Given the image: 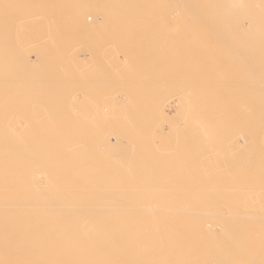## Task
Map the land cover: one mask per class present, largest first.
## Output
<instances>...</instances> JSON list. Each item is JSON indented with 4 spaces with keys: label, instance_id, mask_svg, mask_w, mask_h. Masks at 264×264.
Instances as JSON below:
<instances>
[{
    "label": "rangeland",
    "instance_id": "rangeland-1",
    "mask_svg": "<svg viewBox=\"0 0 264 264\" xmlns=\"http://www.w3.org/2000/svg\"><path fill=\"white\" fill-rule=\"evenodd\" d=\"M4 1L0 0V29H2V31H0V52L2 53V54H0V59H1L0 60V72L3 69H5V70H3V73L1 72V74L4 75V77L2 75L3 78L1 77V74H0V85L3 84L2 87L0 86L1 87L0 88V94L2 92V95H0V98H1V96H3L2 99H0V102L3 100L9 99V98H10L9 101H11V100L12 101L11 102H9L7 100L3 101V105H1V103H0V107H1V109H0V113H1L0 114V130H1L0 137L5 136L4 138L6 139V141H5L4 138H2V139L0 138L1 139L0 145L3 144L2 146H4V145H6L4 143H7V145L5 146L7 149V152H6V149L4 151H1V149L3 147L2 146H1L2 148L0 147V152H2V153H0V157H4V158H2L4 160L0 159V160H2L1 161L2 165L0 164L1 165L0 166V173L2 172L0 174V177H2V178H0V179L3 180V181L1 180L0 182L1 183L3 182L5 184L4 185L3 183L2 184L0 183L1 184L0 187L3 189V193H2V189H0V198H2V197L7 198V196H8L7 200L10 201L11 199H9V198L13 197V195H11V194H15V191L13 188L15 183H13V181H12V177L14 175V170H15L14 169L15 168L14 167L15 162H14V157L11 155L12 154L11 149H13L11 147L14 144V142H12V141H14L13 139L15 138V133H14L15 129L13 127L16 126L15 125L16 123H13V122H15V118L18 119V116H19L18 114H21L19 116L20 117L19 118L20 124L24 125L26 123V121L28 124L31 122V120L35 121V122H33V121L31 122L32 124L35 123L33 126L31 123L30 124L33 128V129L31 128L32 129L31 133L33 134L32 140H34L36 144L40 143V145H42V144L44 145V141L47 142V140H49L48 138H50V139L54 138L55 139V137H56L54 135H52V137H51V134L50 135L48 134L49 135L48 136L47 133H43L45 131L36 130V128H35L36 126L37 127L43 126L47 130H52V131L64 130L66 127V130H64L65 133H67L68 131L70 132L71 130L72 131L76 130L75 136L74 135H68V134H62V135H60V137L57 136L56 139H63V138L64 139H76V147L78 149L77 150V153H78L77 156H79V153H80L79 148L80 149H82V147L86 148V149H82V151L84 154H87L89 157H94V158H91V160H92L91 162L94 163L93 170L95 172H98L100 170H102V171L109 170V172H110V170L111 171L115 170L118 172H126L125 173L126 179L129 178L128 174L130 175V173L132 172L130 177L131 178L134 177V179L129 178V180H131V182H132V183H130V186H132V185L138 186V184H139L138 187L143 188V189L151 188V187H158V186H161L162 188L167 189V190H171L173 188H179V187L184 188V189H186V188L189 189L191 186L196 187L198 189L199 188L203 189L204 187H206V188L208 187L210 190V191L208 190V192H211L212 194H214V192L221 194V198L218 201H216L215 203L221 204L222 209H226V210L227 209L232 210L231 207H234V212L237 214V216H240L238 214L243 212L242 206H244L246 204L254 203V202L257 204L260 203L261 205L255 206V208H254V211L257 214L255 217H256V219H258V218L262 219L261 222L264 225V222H263L264 221L263 220L264 219V215H263L264 214V205H263L264 199H262L263 201H261V198H263V196H264V187H263L264 184L263 185L260 184V186H262V187H260V186L257 187L258 186V184H257V186H255L256 188H248V187H247L248 189L246 188V186L250 187L249 183H252V179L256 173L255 171L258 169V172H259V169L261 168V166L259 164L262 163V160H264V147L260 144L259 139H258V141H255V139H252V144H251V138L247 137L248 135L247 136H245V134L243 135V133H246V132H249L248 134H250V132H253L254 128H252V127H254V125H253L254 122L258 121L257 119L260 118L259 114H261V112H264V110H262V109H261L262 111L260 109H255V104H254V100H253L254 95H253L252 87L249 86L247 83L248 79L250 80V78H251L250 75L252 73H254L253 71L255 70L254 69L255 66L258 64H256L254 62V64H255L254 65L253 61H251L252 59H248L249 57L244 58V56L246 57L247 55H244L243 51H245L244 49L246 46H248V44H252V40L248 39V38L246 39L247 31H244L242 29H238V28H244L245 21H246V19H248V18L244 19V17H243L244 15H242V16L240 15V14H242L243 11H247V13L249 15H246V16H250V17H251V14L254 13V10L255 11H261V12L264 11V6L259 7V8L254 6V4H256V2L258 0H247V1L242 0L243 6H245V7L242 6L241 8H237V9H235L233 6H231V4H233L232 3L233 0H192V2L194 4L191 3V0H186L188 3L190 2L192 4V6L195 7V9H197V11H198V9H200L198 11L199 12L198 14H200L197 16L198 18L196 17L197 11H194L195 9H193L191 7V4H189V6H187V7H189L187 10V8L186 9L180 8V6L182 4L178 3V0H172V1L169 0V1H171L170 5H169V2H167V0L163 4H162V2H164V0L162 2H161V0H159L158 1L159 3H156L155 6H153L152 8H147V9L143 10L141 13H139L137 21H129V22L123 21V23L119 22V19H116V21H114V19L115 18H123L124 15H126L125 14L126 10L120 9L117 11L116 14H97V15H95L93 13L94 12L96 13L97 9L94 7V9H91V10L88 9L89 12L87 11V9L84 10V12H88V13L93 11L91 13L92 15L89 14L90 16H92V17H90V16L89 17L91 19L93 18L92 22L95 21L96 17H109V18H113V19L101 20V21L98 19L97 25L88 24V27H85L81 31H80V29L79 30L77 28L75 29V26H73L71 24V19H70L71 16L69 13V8H68V5H70L71 2H69L68 0H7L5 2ZM75 1H77L79 4H92V2L94 3V1H95L94 4H101V3H105V2H111L114 0H98V1L97 0H81V1L75 0ZM186 3L184 2L183 5H188ZM219 6H220V9H219ZM81 7H83V6H81ZM162 7H163V9H162ZM50 8H52L54 11L53 15H50V17L53 18V19L52 18H50V19L53 21H52L51 26L48 25V27H47V25L45 24L46 20H44L46 17H44V16L48 15V11L50 10ZM94 10H96V11H94ZM186 10H187V12H186ZM189 10H193V11L190 12ZM223 11H224V13H223ZM178 12H179V14L182 12L181 15H179ZM43 13H45V14H43ZM173 13H175V14H173ZM193 13H194V17L186 18L188 16V14H190L188 16V17H190L191 15H193ZM39 14H41V15H39ZM183 14H186V15H184L186 17H184ZM205 14H206V16H205ZM34 15L35 16L38 15V16L35 17ZM154 15H156V16H154ZM40 16L42 17L41 20L39 19ZM68 16H69V18H68ZM126 16L128 17L129 14H127ZM201 16H203L202 17L203 19H202V21L201 20L199 21V18ZM205 17H206V20H204ZM39 20L42 22V25H41V22H39ZM42 20L44 21V23ZM36 21H37V23H36ZM221 21L223 24L221 23ZM17 22H19L20 24ZM89 22H90V20H89ZM206 22H208V23H206ZM209 23L212 25H209ZM227 23H228V25H227ZM15 24H16V26H15ZM216 25L218 26V28ZM4 26H5V29H3ZM211 26H213V27H211ZM19 27H21V28H19ZM22 28H23V30L24 29L25 30L22 31ZM13 29L16 31V34L14 33ZM33 29L38 30L37 33H36V30H33ZM214 29L219 30V32H221V33H225V32L227 33V34L225 33L226 37L223 38L224 41L222 43L221 42L215 43V40H216L215 36L219 32H216ZM27 30L31 33V35H28L29 32H27ZM11 31H12V34L14 33L15 35H13L10 38V36L12 35ZM20 31L22 32V34L18 33ZM25 31L27 33H25ZM5 32H9L10 35L8 34L9 35L8 36ZM52 33H53V35H52ZM3 35H4V37H2ZM21 35H24L28 38L27 40L25 38V40L28 41V43L24 42V40H23L24 37H22ZM48 35H50V37ZM5 36L6 37L8 36V38L6 39ZM3 38H4V40H3ZM9 38H10V40H9ZM14 39H15V41H14ZM17 39H18V41H17ZM30 39H31V42H30ZM51 39H52V41H51ZM120 39H122V40H120ZM232 39H233V42H232ZM1 40L4 42H2ZM49 40H50V42H49ZM33 42H35V44ZM48 42L50 44H48ZM8 43H10V44H8ZM29 43H33L34 45H32V44L29 45ZM51 43H53L52 44L53 47H52ZM78 43H81V44H79L80 46L78 45L79 47L77 46ZM235 43L238 46L235 45ZM27 44H28V46H27ZM228 44H230V45H228ZM23 45H24V47L25 46L26 47L21 48V46H23ZM231 45L234 48H231ZM29 46H32V47H29ZM81 46L85 47V48L80 49V48H82ZM115 46L116 47L119 46V47H117V49H116ZM75 47H78V50L80 49L82 51L75 53V54H77V56H75V57H77L76 59H77V62L79 64L77 63V64L73 65L72 63H76V62H73L75 59L74 57H73V61L71 63L68 61L72 60V58H70L71 56H69V55H70L71 51H74V49L71 50V48H75ZM1 48H2V50H1ZM6 48H7V50H6ZM235 48H237V50L242 55L240 53L236 54L235 52H237V50L235 51ZM241 48H243V49H241ZM15 49L16 50L18 49L20 51H18V50L14 51ZM21 49H22V52H21ZM23 49H25V50H23ZM66 49L69 51L68 52L69 55L67 54ZM202 49H204V50H202ZM205 49H207V50H205ZM26 50H27V54L32 51L29 54V56L28 55L26 56V54H24V52ZM75 50H76V48H75ZM229 50H230V52H229ZM262 50H264V47L262 48ZM85 51H88V52H85ZM198 52H199V54H198ZM16 53H17V56H16ZM47 53L50 56H48ZM213 53H215V55ZM233 53H235L234 54L235 56L233 55ZM7 54H8L9 59L6 56ZM92 54H93V59H92ZM103 54H104V56H103ZM11 55H13V56L11 57ZM90 55H91V57H90ZM106 55H109L111 57L109 58V56H106ZM4 56H6V57L4 58ZM88 56L93 61H90L89 58L87 59L88 61H86V58ZM239 56H243V57L239 58ZM248 56L253 58L254 61H257L259 63V65L264 64V54L258 55L256 57L253 55H248ZM27 57L29 58L28 60H27ZM42 57L44 59H42ZM10 58L11 59L14 58V60L11 61ZM106 58L108 61L105 60ZM242 58L244 60L246 59L244 63L242 61L243 60ZM6 59H8V60H6ZM18 59H20V61ZM247 59L251 62L249 65L251 66V64H252L254 66L253 69H252V66L250 68V66L246 64ZM5 60H6V62H5ZM21 60H23L24 63H22ZM29 60H31V61L29 62ZM38 60H39V62H38ZM18 61L21 62L22 64H26V62L28 61L27 64H29V63L30 64H29V66H27V64L22 65V64L18 63ZM37 63L39 64L40 68H39ZM5 64H6V66H5ZM10 64H11V66H14V68L13 67L11 68ZM70 64H72V65H70ZM19 65H21V66H19ZM31 65L33 66V70H32V68L30 69ZM78 65L79 66L82 65V66L78 67ZM235 65H236V67H235ZM3 66H5V67H3ZM248 66L250 69L248 68ZM17 67H18V69L16 70L15 68H17ZM20 67H22L23 70H19V69H21ZM27 67H29V69H30V70L28 69V73L30 71L32 72L31 74H26L27 78L30 77V79L28 78V80L25 78V75H23V74H25V73H23L24 71H26V73H27ZM82 67H83L84 71H83ZM34 68L35 69L39 68L41 71L39 70V72H37L38 70L36 71V70H34ZM58 68H60V69H58ZM61 68H62V70H61ZM77 68L78 69L81 68L82 70L81 69H79V70H81L82 73L85 71L87 73L85 72V74L84 73L82 74L81 71L78 72ZM246 68L248 70H245ZM11 70H12V72L14 71V75L19 74V72L22 71V73H20L21 75L20 74L18 75L19 76L18 80H20V81L23 80L21 82L22 85L20 84V81L15 80V78H13V76H11L13 74L11 72ZM33 71H36V72H33ZM106 71H107V73L105 74ZM7 73H8V75L11 73L10 74V76L12 77L11 80L10 79L8 80V78L10 76H8ZM36 74H37V76H36ZM29 75H31V76H29ZM21 76L22 77L24 76L23 77L24 79L21 80V78H22ZM41 76L43 78H45V81L42 79ZM77 76H78V78H77ZM15 77L17 79V75H15ZM46 77H47V79H46ZM58 77H59V79H55V80L52 79V78H58ZM105 77H107L108 79H110L112 77V78H114V80L111 79L112 81L111 80L107 81V79ZM31 78L34 80H31ZM35 78H37V79H35ZM87 78H90V79H87ZM5 79H7V80H5ZM41 79H42V81H41ZM64 79L67 81L65 82ZM223 79H226V81ZM63 80H64V82H63ZM201 80H203L204 82L202 83ZM1 81L3 83H1ZM4 81H6V82H4ZM10 81H11V85H10ZM16 81H18V84L15 83ZM109 81H111V82H109ZM12 82H14V83L12 84ZM23 82H27V83H23ZM95 82H96V84H95ZM28 83L30 86L28 85ZM70 83H72V85ZM112 83H115L116 86H114V84H112ZM6 84H7V86H6ZM110 84H111V86H110ZM4 86H5V89H3ZM13 86H14V88H13ZM27 86H29L30 88H28ZM208 86H209V88H208ZM17 87L19 89H17ZM25 87H27V88H25ZM40 87H42V88H40ZM108 87H112L113 89H110ZM9 88H11V90ZM79 88L81 90H79ZM116 88H119V89H116ZM8 89L10 91V93H9L10 95L8 94L9 96H6L8 93V91H7ZM19 90L23 93H21V92L19 93ZM109 90H110V92H109ZM111 90L113 91V93ZM118 90H119V92H118L119 94L117 93ZM120 91H124V93H127V95L124 94L125 95L124 96L122 92L120 93ZM11 92L13 94H11ZM26 93H27V96H26ZM75 94L77 97L74 96ZM37 95H39V96H37ZM113 95L114 96L117 95L118 98L115 97V99H114ZM4 96H6V97H4ZM14 96H17V97H14ZM28 96H30V97H28ZM126 96H128V97H126ZM206 96L208 97V99ZM23 97H26V99L28 101L26 99H24ZM124 97H126L127 99L129 98V99L127 100ZM182 97H183V100H182ZM14 98L16 99V102H15ZM17 98L19 99L18 101H17ZM20 98H23V99H20ZM50 98H51V100H50ZM59 98H61L60 100L62 102L59 100ZM112 98H113V100H111ZM29 99H31V101ZM52 99H54V100H52ZM65 99H66V101H65ZM116 99L117 100L121 99V100L119 102V101H116ZM124 99H126V101ZM205 99H207V100H205ZM46 100L47 101L49 100V102H47ZM114 100H115V102H114ZM20 101H22V102H20ZM34 101L36 102V106H34L35 105L33 103ZM42 101H44V103ZM8 102L10 104L14 102L15 106H13V104H12L13 107H10ZM18 102L20 103V106H19ZM23 102L26 103V104L24 103L26 105L24 108L26 111L31 110L30 112H32V111L37 112L35 114L32 112V114H34L35 116H37V117L39 116L37 120L35 119V117H33V115L31 113L29 114L28 112L27 113L30 116L29 115H27V116L23 115L22 116V113H21L22 111H23V113L26 114V111L24 112V109H20L21 107L23 108V106H24ZM37 102L41 103V104H38ZM121 102H123L125 105L127 103L128 104L125 106ZM29 103H31L32 106L29 105L28 106L29 108H28L27 105ZM64 103L66 106L64 105ZM115 103L122 104V107L125 108L126 112H125L124 108L122 109V107L119 106L120 104L117 105ZM185 103H186V105H185ZM245 103H246L245 106H242V105L240 106V104L244 105ZM113 104H115L114 107H116V110L114 109L115 112L113 111V108H114ZM6 105H7V108L9 110L6 108ZM40 105H41V107L43 105V107L48 109V110L47 111L44 110L43 107L42 108L40 107ZM72 105H75L76 107H74ZM116 105L119 107H117ZM2 106H5V107L2 108ZM53 106L55 107L54 109H52ZM77 106H79L80 108ZM111 106H112V108H111ZM197 106L199 108L201 107L200 109H198L199 111L197 110V108H198ZM238 106H239L240 110H238V112H237L235 110L238 109ZM35 107L37 109L32 110ZM193 107H195L194 108L195 112L193 110H192L193 112L191 111V109H193ZM245 107H246V109H245ZM249 107L252 110L250 109L248 111ZM10 108L12 110H14L13 108H15L14 111L17 110L16 112L18 114L15 115V118L12 117V116H14V114L11 115L12 110ZM76 108H78V109H76ZM85 108H87V109H85ZM104 108L106 110H104ZM186 108L188 109L187 113L185 112L187 110ZM18 109H19V112H18ZM42 109L44 111L41 112ZM231 109L233 111H231ZM3 110H5V113H9L10 115L5 114ZM6 110H7V112H6ZM111 110H112V112H111ZM123 110H124L125 114H127L128 116L130 115V117H129L130 118V125L132 122H134V123H132L131 128L128 127V128H130V130L128 129V131H127L126 127L121 129V131L122 130L127 131V132H125L126 135H125V133H123L124 138L118 137V136H120L121 131H118L119 129L117 130V128L120 126V123H123V124L125 123V122H121L123 116L125 115L124 113H121ZM153 110H154V112H153ZM189 110H190L191 114H193L192 116H194L196 113H198L195 115V117L197 115H199L196 118L199 119V121L202 120L204 122V124L207 123L206 125H209V127L206 125L203 126V128L206 131L205 130L203 131V128L201 125H204V124L202 123V121L201 122L198 121L199 122L198 123L197 120L193 119V117L189 114ZM241 110H243V111H241ZM8 111H10V112H8ZM50 111H51V113H50ZM70 111L72 113H70ZM156 111H157V113H156ZM162 111H164V112L167 111V112L165 114ZM43 112L44 113L49 112V113H45L48 116H45V114H44V116H45L44 117ZM39 113H42V114L40 115ZM113 113L119 114V116H116L117 118L121 117V118H119L120 120H118V122L115 121L117 118H114ZM234 113H238V114H236V117H235ZM3 114H5L7 117L8 116L11 117V119L13 120V122H11V123H13L14 126L12 124H10L11 119L10 118H8V120L5 119L6 116ZM105 114H108V115H105ZM109 114L111 116L113 115L112 118ZM167 114H169L170 116L169 115L167 116ZM232 114H233V116H232ZM263 114H261L262 121H258V127H261V128L263 127V129H264V125H263L264 115ZM49 115H50V117H49ZM51 115L53 117H51ZM80 115H82V116H80ZM258 115H259V118H257ZM3 116H4V118H3ZM28 116L32 118L30 121H28L29 120ZM40 116H42V119H40L41 118ZM77 116H78V118H77ZM90 116H93L94 119L91 118ZM186 116H188V118L192 117V120L186 118ZM218 116H220L221 118L220 117L218 118ZM83 117H85V118L83 119ZM107 117L109 119H113V118L114 119L112 121L110 120V122H109V120L107 121V119H108ZM142 117H143V119H142ZM168 117H170V118H168ZM182 117L184 118V120H186L185 123L187 125L184 124V122L182 121L183 120ZM200 117L203 119H201ZM207 117H209V118H207ZM105 118H107V119H105ZM179 118H181V119H179ZM48 119L50 120L49 122H47ZM207 119H208V121H207ZM254 119H256V121ZM54 120H56V121H54ZM124 120H126V119H124ZM136 120H138L139 123ZM193 120H195L196 122ZM95 121H97V122H95ZM113 121H115L117 123L120 122V123L114 124ZM187 121H189V122H187ZM205 121H206V123H205ZM4 122H5V124H4ZM36 122H38L37 125H36ZM56 122L61 123V124L58 123V124H60L59 126L57 125V127H59V128L56 127V125H55ZM108 122L110 125H111V122L115 126L119 125L115 128V131H112L113 129H111V132H109V135L111 133H114L117 135V137L115 136L116 137L115 139L113 138V134H111L112 136L110 135V137H106V133L108 132V129L110 130V128H111V127H108V129L105 130L106 126L104 127V125H106L105 123H108ZM181 122H182V124H181ZM63 123H64L65 127H63L64 125H62ZM197 123L199 124L198 126H196ZM28 124H27V127H26V125H24L26 127V129H28V126H29ZM90 124H91V126H90ZM109 124H107V126ZM123 124L119 128L127 125L126 123L124 125ZM188 124L191 126L189 127ZM210 124L212 126H210ZM260 124H261V126H259ZM5 125H8L9 127L12 125L11 126L12 128L10 129V131H13V130L14 131L12 133L8 132L7 130H9V129H6L7 126H5ZM92 125H96V126L93 127ZM181 125H183V126H181ZM255 125H257V124H255ZM111 126H113V125H111ZM192 126L193 127L195 126V127L193 128ZM2 127H4L6 129V130H4L6 132H4L2 130ZM9 127H7V128H9ZM60 127H63V128H60ZM102 127L106 131V133L104 131V133H105V137L103 135L104 139L102 138V135L100 136V133H102V131H103V130L101 131V129H103ZM185 127H187L186 130H184ZM206 127L208 129L214 128V130H210V129L208 130ZM71 128H73V129H71ZM166 128H168V130ZM188 128L191 130H189ZM197 128L199 131H197ZM257 128H256V130H257ZM99 130H100V132L98 134ZM116 130H117V133H115ZM200 130H202V132ZM41 131H42V133H41ZM154 131H155V134L152 135V133H154ZM89 132L90 133L93 132L92 137L89 138L90 135L89 136L87 135L88 138H85L86 136L85 135L83 136V134H87ZM148 132H149V134H148ZM204 132L206 134H204ZM127 133H129L128 134L129 137L127 136ZM158 133H161V134H158ZM198 133L200 134V136ZM207 133H209V134L211 133V134L209 135ZM97 134L102 139L98 138ZM134 134H136V136H134ZM183 134H185V135H183ZM193 134H195V135H193ZM137 135H138V137H137ZM186 135H188V136H186ZM38 136H40V137H38ZM82 136H83V139H81ZM133 136L137 137V138H133ZM204 136H206L207 139ZM130 137H131V139H130ZM147 137H149V138H147ZM167 137H169V138H167ZM107 138H109V140ZM189 138H191V139H189ZM40 139H41V141H39ZM226 139H227V141H226ZM42 140H44V141H42ZM120 140H122V142ZM206 140H208V142ZM214 140L216 142H219V144L215 143ZM107 141H108V144H110L111 142H114L113 144L117 143L119 146H122L121 144L123 143L124 147L123 146L119 147L118 145H115L116 147L112 146L113 147L112 148V147H110L112 143L109 146V145H107ZM119 141H120V143H119ZM192 141L194 143L196 141V143L194 144ZM202 141H204V142H202ZM224 143H227L226 146ZM8 144H9V146H8ZM208 144L209 145L214 144L215 148L213 146H209ZM215 144L217 146H215ZM242 144H243V146H241ZM10 145H11V147H10ZM103 145L108 147V149H104ZM204 145H206V146L204 147ZM246 145H248V146H246ZM45 146L48 148L49 143H48V145L45 143ZM223 147H226V149ZM239 147H241V148H239ZM244 147H245V149H244ZM196 148H197V150L194 151V149H196ZM119 149H121L122 152ZM221 149H223V150L225 149V151L227 153L225 151L223 152ZM227 149H231V150L233 149V150L232 151L230 150V152H229V150H227ZM220 150H221V152H220ZM213 151L216 153V155ZM256 151H258V153H259L258 156H255ZM196 152H197V155H196ZM223 153L225 154V156L224 155L222 156ZM3 154H4V156H3ZM118 154H120L121 158H119ZM232 154H234V155H232ZM250 154H251V156H250ZM5 155L7 157H11V158H9V160L7 161V159H6L7 157ZM114 155H116V157H118V159H116V157ZM226 155H228V156H226ZM12 157H13V159H12ZM149 157H150V159H149ZM194 157H195V159H194ZM200 157L204 160V163H203L204 165L202 164V162H200L201 161ZM228 157H230V158H228ZM69 158H70V160H68V161H70V163L75 162V159H73L74 161L72 160V158H75L74 154H73V157H71V153H70ZM198 158H199V160H198ZM226 158H227V160H226ZM51 159H53V157L41 158V160L46 161V163L50 162ZM207 159L212 162L213 166H211L212 164H210V165L207 164V163H211L210 161L206 163L207 165L205 164ZM215 159H217V160H215ZM196 160L198 161V164H197ZM3 161H6V162L10 161L11 164L7 163V165L5 166L6 163L4 164ZM11 161H13V162H11ZM86 161L89 162V159ZM165 161H166V163H165ZM195 161H196V163H195ZM39 162L40 161H38L39 165L38 164L36 165L37 168H40V164L42 166V163H39ZM77 162L78 163L80 162L79 158H77ZM150 162L151 163L153 162L155 165H152L153 163L151 164ZM12 163H13V165H12ZM106 163H109V164H107V166H103ZM115 163L116 164L118 163L117 167H116ZM3 164H4V166H3ZM95 164H97L98 167H96ZM191 164L196 169L192 168L193 166H191ZM79 165H80V163H79ZM111 165L114 167L111 168ZM217 165H218V167H217ZM148 166H150V168H148ZM155 166H156V168H155ZM198 166H200V167H198ZM206 166H207V168H206ZM4 167H6V169H4ZM225 167H227V168H225ZM155 170H156V172H155ZM151 171H152V174H151ZM247 171H248V173H247ZM10 172H13V173H10ZM190 172H192V174H190ZM207 172H209V173H207ZM166 173H168V174H166ZM195 173H197V174H195ZM147 174L148 175L151 174V175L148 176ZM41 175H42V178L44 177L43 179H45V172L44 171L41 172ZM258 175L261 178V176L264 175V173L263 174L260 173ZM258 175H256V177ZM3 176H5V177L3 178ZM125 176H124V178H125ZM231 177H233V178H231ZM192 178L195 180V182L193 184L191 182ZM148 179L149 180L152 179V180L149 181ZM227 179H228V181H227ZM262 179H264V177H262ZM155 180H157V181H155ZM133 181H135V182H133ZM220 182L222 185L220 184ZM224 182H225V184L223 185ZM45 183H46V180H44V187L45 186L47 187V184H45ZM54 183L57 185L58 181L57 182L55 181ZM113 184H111V186L117 185V187L118 186L125 187V185H129V183L125 184L124 182L123 183L115 182ZM199 184H201V185H199ZM86 185H89V184H86ZM4 186H5V188H4ZM6 188L8 191H5ZM242 188H244V189H242ZM258 188H261V189H258ZM12 189H13V191H12ZM253 190L255 193L253 192ZM4 191L6 193L10 192L11 194L10 193L4 194L5 193ZM243 192H244V194H242ZM251 194L252 195L256 194V196L259 194L258 195V196H260V197H258L259 200L251 201V199H249ZM261 195H262V197H261ZM170 196H171L170 198L165 199L163 201L158 199L155 201V203L161 204L162 202H164V203L174 204V203H178L179 201H181V199L179 200L178 197H172L173 196L172 194H170ZM14 199H15V197H14ZM10 202H14V200H12ZM240 210H241V212H240ZM243 210H245V207ZM235 213H234V215H236ZM232 217H234L233 214L227 215L226 217H225V215L220 217L221 218L220 221L221 222L223 221L222 223L219 222L222 225V226L219 225V227L221 228V230H220L221 234L220 235H219V233L217 234V238L219 239L218 243L220 245L222 244V242L223 243L225 242V240H223L225 237L227 238V239L225 238L226 240H229V233L230 234L233 233V230H231L230 226H234L235 229L238 230L235 226V225H238L237 227L238 228L242 227V230H243V228L246 226V224L247 225H249V223H250V225L253 224L251 227H249L250 225L247 226L249 228H253V226L257 227L256 224H258V222L260 221V219L258 221H256L255 217H253V218H254V221H256V222L252 221L253 223L251 222V220H248L249 219L248 217H247L248 219H246L245 216H242L243 218H240L241 216L237 217V218L234 217L235 219ZM2 218L3 217L1 216L0 220H2ZM225 218H227L226 219L227 221L224 222L223 219H225ZM244 218L247 220V223L244 222V221H246ZM3 220H4V218H3ZM230 220L232 221V223L233 222H235V223L231 224ZM239 220H241V221L239 222ZM226 222H228V223H226ZM223 223H225V224H223ZM254 223H256V224H254ZM194 224H196V223H194ZM259 224H258V226H259ZM223 225H227L226 227L224 226L226 229L229 227L227 229V230L230 229V232L228 231V234L227 233L224 234V232H227V230L223 227ZM234 227H232V229H234ZM223 229H224V231H223ZM235 229H234V233H233L234 235L231 234L232 236L230 235V239L232 238L231 240H233L234 239L233 236H235L234 240L237 243H239L244 236L243 234L247 233L246 235L248 236V233H249V236L251 237L252 234H250V232H252L253 229H255V228L251 229L252 231L251 230L248 231L249 229H246V227H245L244 231H246V233H243V232L239 233V235L242 234L241 235L242 238H241V236L238 235V233H237L238 231L236 232ZM239 231H241V228ZM190 232H187L189 234V237L191 235H193V233L190 234ZM222 234H224V236ZM226 234H227V236H225ZM191 237H193V236H191ZM191 237L189 239L193 240V238H191ZM217 238L215 240H217ZM220 240L222 242H220ZM247 241H249V240H247ZM260 244H259V246H257L256 252H253L252 250L250 251L249 248H248L249 251L244 250V249L241 250L240 246L238 244L235 246V248H238V249L225 248L226 250L218 249L219 250L218 251L216 248H212L211 250L209 249L210 251L209 250L207 251V249H204L203 251L202 250L201 251L189 250V251H184V252H179V253L174 251V253H168L167 255H161L162 258H165V260H161L159 262H156L155 264H157V263L158 264H235L234 262H236V264H264V240H263V243L261 242ZM229 249H231L232 253L229 252L230 251ZM245 249H247V248H245ZM131 255L134 257V256H138L139 254H137V255L136 254H129L127 256H131ZM236 255H238L239 257H237ZM233 257H234V259H233ZM235 258L236 259L239 258V259L235 260ZM96 264H98V263H96ZM112 264H125V263L124 262H115Z\"/></svg>",
    "mask_w": 264,
    "mask_h": 264
},
{
    "label": "bare ground",
    "instance_id": "bare-ground-1",
    "mask_svg": "<svg viewBox=\"0 0 264 264\" xmlns=\"http://www.w3.org/2000/svg\"><path fill=\"white\" fill-rule=\"evenodd\" d=\"M4 1V0H2ZM7 1V0H5ZM4 1V2H5ZM70 3V5H68V8H69V13H70V19H71V24L73 26H75V29L77 28L78 30L80 29V31L82 29H84L85 27H88V24H93V25H97L98 24V19L101 21V20H110V19H113V18H109V17H96L95 21L92 22L93 18L91 19L89 14H91L93 11H91L90 13L88 9H94V7L97 9L94 10L96 11V13L94 12L93 14L97 15V14H116L118 10L120 9H124L126 10L125 11V14H129V16L127 17L126 15H124L123 18H115L114 21H116V19H119V22H122L123 21L125 22H129V21H137L138 20V15L139 13H141L143 10L147 9V8H152L153 6H155L156 3H159L158 1L159 0H114V1H111V2H105V3H101V4H94L92 2V4H79L77 1L75 0H68ZM81 1V0H80ZM98 1V0H97ZM163 0H161L162 2ZM172 1V0H171ZM171 1L167 0V2H169V5L171 4ZM247 1V0H246ZM55 2V1H54ZM60 2V1H59ZM166 0H164L163 3H165ZM174 2V1H173ZM186 3L187 1L186 0H178V3H181L182 5L180 6V8H184L188 10L189 7V4L193 3L192 0H191V3L187 2L186 4L188 5H183V3ZM58 3V2H57ZM177 3V2H176ZM175 3V4H176ZM219 3V2H218ZM233 4H231V6H233L235 9L237 8H241L243 6V3H242V0H233L232 2ZM173 4V3H172ZM194 4V3H193ZM160 5V4H159ZM178 5V4H177ZM176 5V6H177ZM83 6V7H81ZM172 6V5H171ZM179 6V5H178ZM255 7H262L264 6V0H258L256 2V4H254ZM51 7V6H50ZM191 7L193 9H195V7L192 6L191 4ZM245 7V6H243ZM176 8V7H175ZM199 8V7H198ZM251 8V7H250ZM88 12H84V10H86ZM163 9V7H162ZM172 9V8H171ZM219 9H220V6H219ZM38 10V9H37ZM186 10V12H187ZM200 9H198L199 11ZM228 10V9H227ZM175 11V10H174ZM190 12H192L193 10H189ZM188 11V12H189ZM194 11H197V9H195ZM196 12L197 15H200L198 14L199 12ZM226 11V10H225ZM46 12V11H45ZM53 9L50 8V10L48 11V15L47 16H44L46 17L44 20L45 21V24L49 26H51L52 24V21L50 18V15H53ZM98 12V13H97ZM220 12V11H219ZM87 13V14H86ZM182 13V12H181ZM181 13L178 14L181 15ZM224 13V11H223ZM45 14V13H43ZM145 14V13H144ZM175 14V13H173ZM191 14V13H190ZM188 14V16L190 15ZM204 14V13H203ZM41 15V14H39ZM56 15V14H55ZM92 15V14H91ZM186 15V14H183V16ZM222 15V14H221ZM241 16L244 15V19H246L245 21V25H244V28H238V29H242L244 31H247V36H246V39H251L252 40V44H248V46L245 47V51L244 52V55H247L246 57L244 56V58H247L249 57L248 59H252L251 61H253V64L254 62L258 65L255 66V70L253 71L254 73H252L250 75V80L248 79V85L252 87V91H253V95H254V104H255V109H262L264 110V64H260L257 62V61H254L253 58H251L250 56L248 55H253V56H258V55H261V54H264V50H262V48L264 47V11L261 12V11H255L254 10V13L251 14V17L250 16H246V15H249L247 13V11H243L242 14H240ZM35 16V15H34ZM38 16V15H37ZM35 16V17H37ZM90 16V17H89ZM156 16V15H154ZM186 17V18H192L194 17V13L193 15H191L190 17ZM206 16V14H205ZM56 17V16H55ZM195 17V18H196ZM203 16H201L199 18V21L201 20L202 21V18ZM221 17V16H220ZM250 17V18H249ZM29 18V17H28ZM31 18V17H30ZM41 16H40V20H41ZM69 18V16H68ZM198 18V17H197ZM24 19V18H23ZM53 19V18H52ZM210 19V18H209ZM25 20V19H24ZM39 20V22H41ZM90 20V22H89ZM189 20V19H188ZM204 20H206V17L204 18ZM203 20V21H204ZM211 20V19H210ZM43 21V20H42ZM212 21V20H211ZM210 21V22H211ZM2 22V21H1ZM9 22V21H8ZM20 22V21H19ZM17 22V23H19ZM213 22V21H212ZM35 23V22H34ZM37 23V21H36ZM44 23V21H43ZM208 23V22H206ZM215 23V22H214ZM213 23V24H214ZM222 23V21H221ZM3 24V23H2ZM20 24V23H19ZM23 24V23H22ZM21 24V25H22ZM40 24V23H39ZM38 24V25H39ZM223 24V23H222ZM4 25V24H3ZM7 25V24H6ZM13 25V24H12ZM18 25V24H17ZM20 25V26H21ZM24 25V24H23ZM41 25H42V22H41ZM54 25V24H53ZM209 25H212L209 23ZM228 25V23H227ZM11 26V25H10ZM16 26V24H15ZM217 26V25H216ZM18 27V26H17ZM35 27V26H34ZM41 27V26H40ZM55 27V26H54ZM53 27V28H54ZM213 27V26H211ZM21 28V27H19ZM18 28V29H19ZM28 28V27H27ZM26 28V29H27ZM37 28V27H36ZM51 28V27H50ZM218 28V26H217ZM226 28V27H225ZM5 29V26L4 28ZM15 29V28H14ZM13 29V30H14ZM47 29V28H46ZM213 29V28H212ZM220 29V28H219ZM7 30V29H6ZM10 30V29H9ZM25 30V29H24ZM23 28H22V31H24ZM33 30H36V29H33ZM215 30V29H214ZM222 30V29H221ZM0 31H2V29H0ZM38 30H36V33H37ZM44 31V30H43ZM216 32H219V30H215ZM27 32H29L27 30ZM25 31V33H27ZM7 35L10 33L9 32H5ZM14 33L16 34V31L14 30ZM12 34V31H11V36L10 38L15 35V34ZM20 34H22V32H18ZM30 33V32H29ZM28 35H31V33ZM35 33V32H34ZM226 33V32H225ZM225 33H221L219 32L215 37H216V40H215V43H218V42H223L224 41V37H226V34ZM3 34V33H2ZM45 34V33H44ZM47 34V33H46ZM49 34V33H48ZM8 35V36H9ZM27 35V34H26ZM53 35V33H52ZM8 36L6 37V39L8 38ZM22 37H24V42L28 43V41H26L28 38L24 35H21ZM50 37V35H48ZM228 36V35H227ZM4 37V35L2 36ZM70 37V36H69ZM9 38V40H10ZM14 38V37H13ZM26 38V40H25ZM223 39V40H222ZM4 40V38H3ZM20 40V39H19ZM82 40V39H81ZM122 40V39H120ZM2 41V40H1ZM15 41V39H14ZM18 41V39H17ZM48 41V40H47ZM52 41V39H51ZM227 41V40H226ZM230 41V40H229ZM228 41V42H229ZM4 42V41H2ZM12 42V41H11ZM21 42V41H20ZM30 42H31V39H30ZM40 42V41H39ZM43 42V41H42ZM50 42V40H49ZM48 42V44H50ZM104 42V41H103ZM125 42V41H124ZM232 42H233V39H232ZM241 42V41H240ZM14 43V42H13ZM35 44V42H33ZM33 43H29L34 45ZM82 43V42H81ZM81 43H78L77 46ZM85 43V42H84ZM88 43V42H87ZM230 43V42H229ZM238 43V42H237ZM7 44V43H6ZM10 44V43H8ZM53 43H51L52 45ZM109 44V43H108ZM107 44V45H108ZM112 44V43H111ZM110 44V45H111ZM231 44V43H230ZM228 44V45H230ZM12 45V44H11ZM16 45V44H15ZM22 45V44H21ZM25 45V44H24ZM21 46V48L24 47ZM37 45V44H36ZM106 45V46H107ZM235 45H237L235 43ZM2 46V45H1ZM14 46V45H13ZM28 46V44H27ZM57 46V45H56ZM59 46V45H58ZM76 46V45H75ZM80 46V45H79ZM78 46V47H79ZM109 46V45H108ZM238 46V45H237ZM240 46V45H239ZM260 46V47H259ZM12 47V46H11ZM10 47V48H11ZM17 47V46H16ZM15 47V48H16ZM20 47V46H19ZM26 47V46H25ZM24 47V48H25ZM29 47H32V46H29ZM53 47V45H52ZM72 47V46H71ZM78 47H75V48H71L74 49V51H71L70 55L68 54V50L66 51L67 54L69 56H71L70 58H72L71 61H68V62H72L73 61V57L75 58L73 62H76V63H72L73 65L74 64H77V52H80L82 50L80 49H83L85 47H82L78 50ZM116 47V46H115ZM119 47V46H117ZM116 47V49H117ZM5 48V47H4ZM231 48H234L232 45H231ZM33 49V48H32ZM240 49V48H239ZM243 49V48H241ZM2 50V48H1ZM7 50V48H6ZM18 50V49H17ZM16 49L14 51H17ZM25 50V49H23ZM204 50V49H202ZM207 50V49H205ZM237 50V48H235V51ZM5 51V50H4ZM11 51V50H10ZM20 51V50H18ZM44 51V50H43ZM84 51V50H83ZM228 51V50H227ZM21 52H22V49H21ZM24 52V51H23ZM32 52V51H31ZM30 52V53H31ZM85 52H88V51H85ZM230 52V50H229ZM242 52V53H243ZM27 54V50L24 52V54H26V56L29 54ZM56 53V52H55ZM73 53V54H72ZM232 53V52H231ZM236 54L237 53H240L238 50L237 52H235ZM233 53V55L235 54ZM0 54H2L0 52ZM4 54V53H3ZM12 54V53H11ZM59 54V53H58ZM199 54V52H198ZM215 55V53H213ZM241 54V53H240ZM10 55V54H9ZM22 55V54H21ZM48 56H50L48 53H47ZM46 55V56H47ZM242 55V54H241ZM7 58H8V54L6 55ZM4 56V58L6 57ZM13 55H11L12 57ZM16 56H17V53H16ZM67 56V55H66ZM104 56V54H103ZM106 56H109V55H106ZM235 56V55H234ZM10 57V56H9ZM25 57V56H24ZM45 57V56H44ZM52 57V56H51ZM60 57V56H59ZM91 57V55H90ZM111 56H109L110 58ZM113 57V56H112ZM233 57V56H232ZM240 57H243V56H239ZM19 58V57H18ZM86 58V57H85ZM84 58V59H85ZM89 58V56L86 58V61H88L87 59ZM108 58V59H109ZM237 58V57H236ZM263 58V57H262ZM9 59V58H8ZM6 59V60H8ZM11 59V58H10ZM17 59V58H16ZM29 58L27 57V60ZM42 59H44L42 57ZM58 59V58H57ZM92 59H93V54H92ZM243 59V58H242ZM247 59V65H249L251 62ZM1 60V59H0ZM5 60V62H6ZM13 59H11V61H13ZM20 61V59H18ZM24 60V59H23ZM22 61V63H24V61ZM35 60V59H34ZM69 60V59H68ZM76 60V61H75ZM90 61H93L91 60V58H89ZM107 60V58L105 59ZM246 60V59H245ZM245 60L243 59V63L245 62ZM20 64H22L21 62H19ZM31 60H29L30 62ZM44 61V60H43ZM47 61V60H46ZM108 61V60H107ZM9 62V61H8ZM28 62V61H27ZM26 62V64H27ZM39 62V60H38ZM105 62V61H104ZM111 62V61H110ZM241 62V61H240ZM10 63V62H9ZM33 63V62H32ZM36 63V62H35ZM3 64V63H2ZM7 64V63H6ZM5 64V66H6ZM12 64V63H11ZM10 64V67L14 68V66H11ZM26 64H22V65H26ZM30 64V63H29ZM29 64H27V66H29ZM38 64V63H37ZM63 64V63H62ZM70 64V65H72ZM79 64V63H78ZM111 64V63H110ZM16 65V64H15ZM36 65V64H35ZM255 65V64H254ZM3 66V67H5ZM21 66V65H19ZM39 66V64H38ZM42 66V65H41ZM49 66V65H48ZM61 66V65H60ZM76 66V65H75ZM74 66V67H75ZM82 66V65H80ZM78 65V67H80ZM230 66V65H229ZM244 66V65H243ZM250 66V65H249ZM248 66V68H249ZM252 66V69H253V65L251 64ZM250 66V68H251ZM16 67V66H15ZM37 67V66H36ZM73 67V68H74ZM236 67V65H235ZM246 67V66H245ZM244 67V68H245ZM21 69L19 70H23L22 67H20ZM32 68L33 70V66L31 65L30 66V69ZM40 68V66H39ZM39 68L35 69L34 70H38L37 72H39ZM57 68V67H56ZM249 68V69H250ZM16 70L18 69L15 68ZM26 69V68H25ZM28 69L29 67H27V73L26 71H24L23 75H25V78L28 80V78L30 79V77H26L27 75L26 74H31L32 72L30 71L28 73ZM29 69V70H30ZM60 69V68H58ZM75 69V68H74ZM81 69V68H79ZM78 70L81 71V70ZM2 70V69H1ZM5 70V69H3ZM3 70L1 71L3 73ZM9 70V69H8ZM62 70V68H61ZM235 70V69H234ZM245 70H248L247 68ZM36 71H33V72H36ZM41 71V70H40ZM56 71V70H55ZM84 71V69H83ZM0 72V74H1ZM10 72V71H9ZM12 72V70H11ZM45 72V71H44ZM86 72V71H85ZM85 72H83L85 74ZM251 72V71H250ZM13 74L11 76H13V78H15V80H18L19 78V74L22 73L19 72V74H15L17 75V79L14 75V71L12 72ZM53 73V72H52ZM82 73V71H81ZM82 73V74H83ZM87 73V72H86ZM107 73V71L105 72V74ZM245 73V72H244ZM11 74V73H10ZM10 74L7 75L10 76ZM34 74V73H33ZM44 74V73H43ZM46 74V73H45ZM3 74H1V77H2ZM21 75V74H20ZM35 75V74H34ZM48 75V74H47ZM52 75V74H51ZM88 75V74H87ZM246 75V74H245ZM6 76V75H5ZM7 77L8 80L12 79V77ZM31 76V75H29ZM37 76V74H36ZM40 76V75H39ZM46 76V75H45ZM107 76V75H106ZM110 76V75H109ZM108 76V77H109ZM4 77V75H3ZM2 77V78H3ZM22 77V76H21ZM24 77V76H23ZM21 78L24 79V78ZM42 77V76H41ZM40 77V78H41ZM50 77V76H49ZM114 77V76H113ZM34 78V77H33ZM76 78V77H75ZM78 78V76H77ZM76 78V79H77ZM108 80H111L114 78H110L108 79L107 77H105ZM25 79V80H26ZM37 79V78H35ZM39 79V78H38ZM42 79L45 81V78L42 77ZM41 79V81H42ZM47 79V77H46ZM49 79V78H48ZM52 79H59L58 78H52ZM62 79V78H61ZM60 79V80H61ZM70 79V78H69ZM84 79V78H83ZM86 79V78H85ZM87 79H90V78H87ZM105 79V80H106ZM7 80V79H5ZM14 80V81H15ZM26 80V81H27ZM31 80H34L31 78ZM65 80V79H64ZM63 80V82H64ZM71 80V79H70ZM75 80V79H74ZM73 80V81H74ZM79 80V79H78ZM81 80V79H80ZM226 81V79H223ZM13 81V80H12ZM20 81V80H18ZM18 81H16L15 83L18 84ZM23 81V80H22ZM20 81V84L21 82ZM62 81V80H61ZM67 80H65L66 82ZM112 81V80H111ZM109 81V82H111ZM202 83L204 82L203 80H201ZM6 82V81H4ZM29 82V81H28ZM37 82V81H36ZM106 82V81H105ZM108 82V83H109ZM1 83H3L1 81ZM9 83V82H8ZM14 82H12L13 84ZM23 83H27V82H23ZM77 83V82H76ZM94 83V82H93ZM107 83V84H108ZM208 83V82H207ZM5 84V83H4ZM16 84V85H17ZM36 84V83H35ZM48 84V83H47ZM68 84V83H67ZM72 85V83H70ZM75 84V83H74ZM80 84V83H79ZM91 84V83H90ZM96 84V82H95ZM106 84V85H107ZM114 84V86H116L115 83H112ZM118 84V83H117ZM3 84H1L0 86L2 87ZM10 85H11V81H10ZM15 85V86H16ZM22 85V84H21ZM26 85V84H25ZM29 85V83H28ZM32 85V84H31ZM62 85V84H61ZM81 85V84H80ZM89 85V84H88ZM7 86V84H6ZM9 86V85H8ZM30 86V85H29ZM29 86H27L28 88H30ZM39 86V85H38ZM74 86V85H73ZM111 86V84H110ZM113 86V85H112ZM118 86V85H117ZM0 87V88H1ZM19 87V86H18ZM17 87V89H19ZM25 87V88H27ZM34 87V86H33ZM107 87V86H106ZM119 87V86H118ZM7 88V87H6ZM14 88V86H13ZM24 88V89H25ZM42 88V87H40ZM97 88V87H96ZM110 89H113L112 87H108ZM107 88V89H108ZM209 88V86H208ZM3 89H5V86L3 87ZM11 90V88H9ZM9 89L7 90L8 93L6 96H9L10 94V91ZM60 89V88H59ZM58 89V90H59ZM84 89V88H83ZM88 89V88H87ZM100 89V88H99ZM116 89H119V88H116ZM22 90V89H21ZM40 90V89H39ZM79 90H81L79 88ZM89 90V89H88ZM115 90V89H114ZM4 91V90H3ZM15 91V90H14ZM29 91V90H28ZM31 91V90H30ZM36 91V90H35ZM78 91V90H77ZM112 91V90H111ZM125 91V90H124ZM124 91H120V93L122 92L123 95H127V93H124ZM6 92V91H5ZM18 92V91H17ZM21 91L19 90V93ZM26 92V91H25ZM106 92V91H105ZM104 92V93H105ZM110 92V90H109ZM116 92V91H115ZM119 92V90L117 91V93ZM210 92V91H209ZM4 93V92H3ZM16 93V92H15ZM23 93V92H21ZM47 93V92H46ZM86 93V92H85ZM84 93V94H85ZM113 93V91H112ZM116 93V94H117ZM218 93V92H217ZM9 94V95H8ZM11 94H13L11 92ZM17 94V93H16ZM31 94V93H30ZM37 94V93H36ZM48 94V93H47ZM74 94V93H73ZM89 94V93H88ZM119 94V93H118ZM221 94V93H220ZM2 95V92L1 94ZM15 95V94H14ZM78 95V94H77ZM110 95V94H109ZM124 95V96H125ZM4 96V97H6ZM12 96V95H11ZM26 96H27V93H26ZM39 96V95H37ZM42 96V95H41ZM76 96V94L74 95ZM84 96V95H83ZM106 96V95H105ZM111 96V95H110ZM114 96V95H113ZM3 96H1L0 99H2ZM14 97H17V96H14ZM30 97V96H28ZM36 97V96H35ZM43 97V96H42ZM71 97V96H70ZM77 97V96H76ZM85 97V96H84ZM118 98L117 95L114 96V99ZM128 97V96H126ZM124 97V98H126ZM207 97V96H206ZM24 99H26V97H23ZM23 98H20V99H23ZM75 98V97H74ZM88 98V97H87ZM107 98V97H106ZM165 98V97H164ZM10 99V98H9ZM9 99H6L7 101H9ZM47 99V98H46ZM61 98H59L60 100ZM127 99V98H126ZM126 99H124L126 101ZM129 99V98H128ZM127 99V100H128ZM179 99V98H178ZM208 99V97H207ZM205 99V100H207ZM225 99V98H224ZM6 100H3V101H6ZM15 102H16V99L14 98ZM13 100V101H14ZM19 99L17 98V101ZM27 100V99H26ZM31 101V99H29ZM37 100V99H36ZM35 100V101H36ZM41 100V99H40ZM51 100V98H50ZM54 100V99H52ZM56 100V99H55ZM113 100V98L111 99ZM121 99H116V101H119L120 102ZM160 100V99H159ZM180 100V99H179ZM178 100V101H179ZM182 100H183V97H182ZM3 101H1V105H3ZM12 101V100H11ZM9 101V102H11ZM24 101V100H23ZM28 101V100H27ZM29 101V102H30ZM33 102L34 106H36V102ZM47 101V100H46ZM61 101V100H60ZM66 101V99H65ZM162 101V100H161ZM8 104L10 105V107H13L15 106L14 105V102L13 103H9ZM22 102V101H20ZM26 102V101H25ZM23 102V104L25 103ZM39 102V101H38ZM37 102V103H38ZM44 103V101H42ZM49 102V100L47 101ZM55 102V101H54ZM62 102V101H61ZM112 102V101H111ZM115 102V100H114ZM129 102V101H128ZM183 102V101H182ZM6 103V102H5ZM27 103V102H26ZM25 103V104H26ZM123 105H125L123 102H121ZM7 104V105H8ZM13 104V106H12ZM16 104V103H15ZM19 106H20V103L18 102ZM23 106V108L21 107L20 109H24L25 108V105ZM38 104H41V103H38ZM54 104V103H53ZM58 104V103H57ZM63 104V103H62ZM75 104V103H74ZM117 104V103H115ZM115 104H113V107L115 106ZM120 104V103H118ZM117 104V105H118ZM122 104H120L119 106L122 107ZM128 104V103H127ZM126 104V105H127ZM182 104V103H181ZM184 104V103H183ZM7 105H6V108H7ZM8 105V106H9ZM31 105V103H29L27 105V107ZM50 105V104H49ZM65 105V103H64ZM81 105V104H80ZM108 105V104H107ZM116 105V106H117ZM125 105V106H126ZM186 105V103H185ZM245 106L246 103L243 105V104H240V106ZM18 106V107H19ZM32 106V105H31ZM47 106V105H46ZM52 106V105H51ZM66 106V105H65ZM74 107H76L75 105H72ZM117 106V107H119ZM5 107V106H2V108ZM26 107V108H27ZM38 107V106H37ZM41 107V105H40ZM43 107V105H42ZM41 107V108H42ZM58 107V106H57ZM79 107V106H77ZM178 107V106H177ZM198 107V106H197ZM196 107V108H197ZM29 108V107H28ZM27 108V109H28ZM40 108V109H41ZM55 107L53 106L52 109H54ZM80 108V107H79ZM106 108V107H105ZM104 108V110H106ZM112 108V106H111ZM124 107H122L123 109ZM188 108V107H187ZM186 108V109H187ZM195 107H193V109H191V111L194 110ZM201 108V107H200ZM199 107L197 108L200 109ZM231 108V107H230ZM1 109V107H0ZM8 109V108H7ZM11 109V108H10ZM15 110V108H13ZM32 109V108H31ZM37 108H33L32 110H36ZM44 110H48L46 108L43 107ZM41 110L44 111V110ZM51 109V110H52ZM75 109V108H74ZM78 109V108H76ZM84 109V108H83ZM87 109V108H85ZM89 109V108H88ZM92 109V108H91ZM90 109V110H91ZM114 109L116 110V107L113 108V111ZM121 109V108H120ZM119 109V110H120ZM157 109V108H156ZM155 109V110H156ZM242 109V108H241ZM246 109V107H245ZM251 108L249 107L248 111L250 110ZM9 110V109H8ZM12 110V109H11ZM12 110L11 111V115L14 114V116H12L13 118H15V115L18 114L16 111ZM30 110V109H29ZM39 110V109H38ZM57 110V109H56ZM125 110V108H124ZM124 110L121 112V113H124ZM239 109V106H238V109H236L235 111L238 112ZM252 110V109H251ZM261 110V111H262ZM4 113H5V110H3ZM26 110L24 109V112ZM31 111V110H30ZM26 111V114L23 113V111L21 112L22 113V116L25 115H29L30 113L32 114V112L35 114L37 112L35 111ZM158 111V110H157ZM156 111V113H157ZM160 111V110H159ZM165 111V110H164ZM162 111V112H164ZM192 111V112H193ZM199 111V110H198ZM229 111V110H228ZM231 111H233L231 109ZM243 111V110H241ZM245 111V110H244ZM7 112V110H6ZM10 112V111H8ZM18 112H19V109H18ZM29 114H28V113ZM112 112V110H111ZM115 112V111H114ZM120 112V111H119ZM154 112V110H153ZM167 112V111H166ZM166 112H164L166 114ZM186 113L188 112V109L185 111ZM197 112V111H196ZM202 112V111H201ZM257 112V111H256ZM259 112V111H258ZM45 113H49V112H45ZM43 112V116L45 114ZM51 113V111H50ZM70 113H72L70 111ZM100 113V112H99ZM185 113V114H186ZM205 113V112H204ZM207 113V112H206ZM264 112H261V114H263ZM1 114V113H0ZM5 114H9V113H5ZM3 114V115H5ZM34 114L33 117H35V119L37 120L38 117L35 116ZM40 115L42 113H39ZM60 114V113H59ZM78 114V113H77ZM90 114V113H89ZM88 114V115H89ZM112 114V113H111ZM114 114V113H113ZM152 114V113H151ZM163 114V113H162ZM164 114V115H165ZM189 114L192 116L193 114H191L190 110H189ZM195 114V113H194ZM198 114V113H196ZM195 114V115H196ZM235 114V117H236V114L238 113H234ZM243 114V113H242ZM256 114V113H255ZM261 114L260 115V118H259V115L257 118L258 121H262L261 119ZM10 115V114H9ZM19 116L21 114H18ZM17 115V116H18ZM38 115V114H37ZM53 115V114H52ZM51 115V117H53ZM93 115V114H92ZM105 115H108V114H105ZM110 115V114H109ZM150 115V114H149ZM163 115V116H164ZM169 114H167L168 116ZM189 115V116H190ZM192 116L193 119L197 120V122L199 121V119H197L196 117L199 116L197 115L196 117ZM202 115V114H201ZM230 115V114H229ZM264 115V114H263ZM6 116V115H5ZM18 116V119L15 118V122H13V120L11 119V117H5V119L8 120V118L11 119L10 121V124L13 125V123H16L15 127H13L15 129V138L13 139L14 141V144L13 146L10 147L13 148L11 149V152H12V156L14 157V175L12 177V181L13 183H15L14 185V191H15V194H11L10 192H7L8 194L10 193L11 195H13V197L9 198L11 199L10 201L14 200V202H10L8 201V196L7 198L6 197H2L0 198V217L2 216L4 218H2V220H0V264H112V263H115V262H124L125 264H155L156 262H159L161 260H165V258H162L161 255H167L168 253H174L177 252H184V251H189V250H195V251H203L204 249H207V251L212 248H216L217 250L220 249V250H226L225 248H234V249H238V248H235V246L238 244L240 246V249H244V250H249L253 251V252H256L257 250V246H259V244L262 242L263 243V240H264V225L262 224L260 218L256 219V213L254 211V208L255 206H259L261 205L260 203L257 204V203H250V204H246L243 207H245V210L242 209L243 212H241L240 210V216H237V214L234 212V207H231L232 210H226V209H222V205L221 204H217L215 203L216 201H218L220 198H221V194H218L217 192L214 194H212L211 192H208L209 188L207 187H204L203 189L202 188H196V187H193L191 186L189 189L186 188H173L171 190H167V189H164L162 188L161 186H158V187H151V188H146V189H143V188H139V184L138 186H130V183L131 180H129L130 175L128 174L129 178L126 179V176H125V173L126 172H118V171H111L109 172V170H100L98 172H95L93 170L94 168V163L91 162V158H94V157H89L87 154H84L82 149H86L84 147H82V149L79 148L80 150V153H79V156H77V147H76V139H56L57 136L60 137V135L62 134H68V135H74L76 134V130L75 131H68L67 133H65L64 130H66V127L64 125V123L62 125H64L63 127H65L64 130H58V131H52V130H47L45 127H37V123L36 122V130H42V131H45L43 133H47V135L51 134V137L52 135L56 136L55 139L52 138H48L49 140H47V142L49 143V147L47 148L45 146V143L48 145L47 142H45L44 140V145H40V143L36 144L34 140H32V133H31V130L33 129L32 126L35 124V123H31L33 120H31L32 118L29 117V120H31V124L26 123L29 125L28 126V129H26L27 127V124L25 123L24 125H26V127L23 125V124H20V121H19V117ZM24 116V117H25ZM45 116H48L47 114H45ZM44 116V117H45ZM70 116V115H69ZM82 116V115H80ZM85 116V115H84ZM98 116V115H97ZM111 116V115H110ZM113 116V115H112ZM111 116V118H112ZM116 116H119V114H114V118H117ZM121 116V115H120ZM125 116V117H124ZM121 120V122H125L127 125L124 126V127H121L119 128L120 126H122L123 123H120V126L117 128L118 131H121L122 128H127V131L128 129L130 130L131 126H132V122L131 125H130V115L128 116L127 114H125ZM147 116V115H146ZM145 116V117H146ZM152 116V115H151ZM161 116V115H160ZM166 116V117H167ZM170 116V115H169ZM184 116V115H183ZM233 116V114H232ZM27 117V118H28ZM42 119V116H40ZM50 117V115H49ZM55 117V116H54ZM91 118H93V116H90ZM109 117V116H108ZM107 117V118H108ZM192 117L188 118V116H186V118L192 120ZM195 117V118H194ZM220 116H218L219 118ZM238 117V116H237ZM4 118V116H3ZM22 118V117H21ZM26 118V117H25ZM78 118V116H77ZM85 117H83L84 119ZM90 118V119H91ZM105 118V119H107ZM113 118V119H114ZM121 118V117H119ZM119 118H117L115 121L118 122V120H120ZM139 118V117H138ZM170 118V117H168ZM167 118V119H168ZM172 118V117H171ZM183 118V117H182ZM201 118V117H200ZM209 118V117H207ZM221 118V117H220ZM255 118V117H254ZM24 119V118H23ZM34 119V118H33ZM34 119V120H35ZM58 119V118H57ZM76 119V118H75ZM94 119V118H93ZM98 119V118H97ZM102 119V118H101ZM113 119H107V121L110 120L112 121ZM126 119V120H124ZM134 119V118H133ZM140 119V118H139ZM143 119V117H142ZM153 119V118H152ZM158 119V118H157ZM166 119V118H165ZM181 119V118H179ZM203 119V118H201ZM80 120V119H79ZM92 120V119H91ZM99 120V119H98ZM173 120V119H172ZM189 120V121H190ZM193 120V121H195ZM212 120V119H211ZM224 120V119H223ZM256 121V119H254ZM5 121V120H4ZM25 121V120H24ZM40 121V120H39ZM50 120L48 119L47 122H49ZM56 121V120H54ZM62 121V120H61ZM114 122V124H116L117 122ZM138 121V120H136ZM135 121V122H136ZM164 121V120H163ZM175 121V120H174ZM179 121V120H178ZM177 121V122H178ZM185 123L186 120H182ZM187 121V122H189ZM202 121V120H201ZM199 121V122H201ZM208 121V119H207ZM220 121V120H219ZM258 121L254 122V128L253 129V132H250V134H248L249 132H246V133H243V135L245 134V136L251 138V144H252V139H255V141H258V139L260 140V144L264 147V129L263 127H258ZM3 122V121H2ZM7 122V121H6ZM13 122V123H11ZM35 122V121H33ZM93 122V121H92ZM97 122V121H95ZM105 122V121H104ZM108 123H105L106 125H104V127L106 128L105 130L108 129V127H111L110 130L108 129V132L106 133V131L103 129H101L102 133H100V136L102 135V138H103V135L105 137V133H106V137H110L111 134H113V138L115 139L117 137L116 134L114 133H111L109 135V132H111V129H113L112 131H115V128L117 126H115L112 122H111V126L110 124ZM154 122V121H153ZM162 122V121H161ZM196 122V121H195ZM198 122V123H199ZM211 122V121H210ZM9 123V122H8ZM60 123V122H58ZM56 122V127L57 125L59 126L60 124H58ZM85 123V122H84ZM94 123V122H93ZM101 123V122H100ZM117 123V124H119ZM124 123V124H125ZM139 123V121H138ZM166 123V122H165ZM176 123V122H175ZM197 123L196 126H198L199 124ZM202 123L204 124V122L202 121ZM206 123V121H205ZM5 124V122H4ZM3 124V125H4ZM9 124V125H10ZM42 124V123H41ZM92 124V123H91ZM90 124V126H91ZM104 124V123H103ZM107 124H109L107 126ZM123 124V125H124ZM167 124V123H166ZM182 124V122H181ZM201 124V123H200ZM207 124V123H206ZM206 124L204 125H201L202 128L203 126H205ZM257 124V125H255ZM262 124V123H261ZM261 124L259 126H261ZM11 125V126H12ZM138 125V124H137ZM160 125V124H159ZM168 125V124H167ZM187 125V124H186ZM263 125H264V122H263ZM262 125V126H263ZM2 126V125H1ZM7 127H9L8 125H5ZM4 126V127H5ZM9 127L6 129H9L7 130L8 132H13V131H10V129L12 127ZM14 126V125H13ZM52 126V125H51ZM93 127H95L96 125H92ZM135 126V125H134ZM133 126V127H134ZM175 126V125H174ZM178 126V125H177ZM183 126V125H181ZM188 126L190 127L191 125L188 124ZM200 126V127H201ZM209 127V125H206ZM210 126H212L210 124ZM227 126V125H226ZM258 128H257V127ZM4 127H2V130H6ZM63 127H60V128H63ZM70 127V126H69ZM100 127V126H99ZM114 127V128H113ZM130 127V128H128ZM158 127V126H157ZM173 127V126H172ZM193 127V126H192ZM191 127V128H192ZM195 127V126H194ZM193 127V128H194ZM215 127V126H214ZM257 130H256V128ZM32 128V129H31ZM54 128V127H53ZM59 128V127H57ZM56 128V129H57ZM89 128V127H88ZM155 128V127H154ZM179 128V127H178ZM187 127H185L184 130H186ZM199 128V127H198ZM197 128V131H199ZM207 128V127H206ZM212 128V127H211ZM73 129V128H71ZM75 129V128H74ZM100 129V128H99ZM163 129V128H162ZM168 130V128H166ZM189 129V128H188ZM196 129V128H195ZM201 129V128H200ZM208 129V128H207ZM210 129V128H209ZM208 129V130H209ZM223 129V128H222ZM262 129V130H261ZM85 130V129H84ZM94 130V129H93ZM117 130L115 133H117ZM139 130V129H138ZM166 130V131H167ZM191 130V129H189ZM205 129L203 128V131ZM207 130V131H208ZM210 130H214L213 129H210ZM261 132H260V131ZM41 131V133H42ZM89 131V130H88ZM91 131V130H90ZM105 131V133H104ZM122 130L121 133H120V136L118 137H122L124 138L123 136V133L127 132V131H124ZM165 131V132H166ZM179 131V130H178ZM202 132V130H200ZM206 131V130H205ZM222 131V130H221ZM1 132V130H0ZM6 132V131H4ZM94 132V131H93ZM92 132V133H93ZM100 130L98 131V134H99ZM131 132V131H130ZM137 132V131H136ZM40 133V134H41ZM86 133V132H85ZM92 133H87V134H83V136L85 135L86 137L85 138H88V136L90 135L89 138L92 137ZM119 133V132H118ZM220 133V132H219ZM10 134V133H9ZM97 134V137L98 138H101L99 135ZM129 133H127V136L129 137L128 135ZM149 134V132H148ZM155 134V131L154 133H152V135ZM158 134H161V133H158ZM199 134V133H198ZM204 134H206L204 132ZM203 134V135H204ZM209 134V133H207ZM211 134V133H210ZM209 134V135H210ZM218 134V133H217ZM1 135V134H0ZM13 135V134H12ZM48 135V136H49ZM88 135V136H87ZM126 135V133H125ZM164 135V134H163ZM185 135V134H183ZM189 135V134H188ZM186 135V136H188ZM195 135V134H193ZM213 135V134H212ZM215 135V134H214ZM8 136V135H7ZM83 136L81 139H83ZM112 136V135H111ZM116 136V137H115ZM134 136H136V134H134ZM133 138H137V137H134ZM149 136V135H148ZM157 136V135H156ZM167 136V135H166ZM200 136V134H199ZM219 136V135H218ZM233 136V135H232ZM5 137V136H4ZM4 137H0L1 139L4 138ZM12 137V136H11ZM14 137V136H13ZM40 137V136H38ZM42 137V136H41ZM185 137V136H184ZM190 137V136H189ZM206 138V136H204ZM210 137V136H209ZM37 138V137H36ZM101 138V139H102ZM126 138V137H125ZM149 138V137H147ZM156 138V137H155ZM161 138V137H160ZM159 138V139H160ZM169 138V137H167ZM201 138V137H200ZM211 138V137H210ZM234 138V137H233ZM245 138V137H244ZM1 139H0V142H1ZM5 139V138H4ZM10 139V138H9ZM104 139V138H103ZM109 140V138H107ZM118 139V138H117ZM131 139V137H130ZM165 139V138H164ZM184 139V138H183ZM191 139V138H189ZM207 139V138H206ZM214 139V138H213ZM119 140V139H118ZM205 140V139H204ZM212 140V139H211ZM3 141V140H2ZM6 141V139H5ZM41 141V139L39 140ZM112 141V140H111ZM110 141V142H111ZM117 141V140H116ZM122 142V140H120ZM119 141V143H120ZM208 142V140H206ZM215 141V140H214ZM213 141V142H214ZM227 141V139H226ZM38 142V141H37ZM118 142V141H117ZM193 142V141H192ZM204 142V141H202ZM231 142V141H230ZM112 144L114 142H111ZM110 143V144H111ZM191 143V142H190ZM194 143V142H193ZM196 143V141H195ZM194 143V144H195ZM215 143L219 144V142H216ZM229 143V142H228ZM244 143V142H243ZM1 144V143H0ZM7 145V143H4ZM110 144H108V141H107V145L110 146ZM110 147H116L115 145H118L117 143L113 144ZM192 144V143H191ZM207 144V143H206ZM225 146L227 143H224ZM231 144V143H230ZM3 145V144H2ZM0 145V147L2 146ZM6 145L2 146L1 148V151H4L6 149ZM106 145V144H105ZM105 145H103L104 149H108V147H106ZM122 146L124 145L123 143L121 144ZM193 145V144H192ZM209 145V144H208ZM222 145V144H221ZM9 146V144H8ZM7 146V147H8ZM119 146V145H118ZM122 146H119V147H122ZM206 145H204L205 147ZM209 146H213L214 147V144L213 145H209ZM215 146H217L215 144ZM231 146V145H230ZM243 146V144L241 145ZM248 146V145H246ZM5 147V148H4ZM106 147V148H105ZM112 147V148H113ZM124 147V146H123ZM195 147V146H194ZM222 147V146H221ZM228 147V146H227ZM118 148V147H117ZM192 148V147H191ZM215 148V147H214ZM218 148V147H217ZM220 148V147H219ZM226 149V147H223ZM232 148V147H231ZM241 148V147H239ZM247 148V147H246ZM124 149V148H123ZM225 149H221L223 152L225 151ZM234 149V148H233ZM232 149V150H233ZM245 149V147H244ZM118 150V149H117ZM121 152L122 150L119 149ZM154 150V149H153ZM197 150L194 149V151ZM209 150V149H208ZM220 150V152H221ZM230 150L231 149H227ZM231 150V151H232ZM243 150V149H242ZM247 150V149H246ZM245 150V151H246ZM6 152H7V149H6ZM74 152V153H73ZM214 152V151H213ZM226 152V151H225ZM253 152V151H252ZM2 153V152H0ZM71 153V157H73V154H74V157L75 158H72L75 159V162H71L68 161L70 160L69 158V154ZM73 153V154H72ZM193 153V152H192ZM215 153V152H214ZM227 153V152H226ZM232 153V152H231ZM195 154V153H194ZM212 154V153H211ZM220 154V153H219ZM236 154V153H235ZM258 151L255 152V156H258ZM119 155V158H121L120 154ZM154 155V154H153ZM196 155H197V152H196ZM204 155V154H203ZM216 155V153H215ZM225 156V154L223 153L222 156ZM234 155V154H232ZM2 156V155H1ZM4 156V154H3ZM6 156V155H5ZM116 157V155H114ZM193 156V155H192ZM195 156V155H194ZM228 156V155H226ZM251 156V154H250ZM7 157V156H6ZM12 157V159H13ZM47 158V157H53V159L50 160V162L46 163V161H42L41 158ZM113 157V156H112ZM198 157V156H197ZM236 157V156H235ZM253 157V156H252ZM251 157V158H252ZM4 157H0V159H2ZM9 158L11 157H7V161L9 160ZM77 158H79L80 160V165L79 163L77 162ZM191 158V157H190ZM215 158V157H214ZM217 158V157H216ZM230 158V157H228ZM233 158V157H232ZM89 159V162H87L86 160ZM116 159H118V157H116ZM150 159V157H149ZM195 159V157H194ZM202 164L204 163V160L200 157ZM206 159V158H205ZM218 159V158H217ZM215 159V160H217ZM244 159V158H243ZM242 159V160H243ZM4 160V159H2ZM0 160V162L2 161ZM11 160V159H10ZM44 160V159H43ZM156 160V159H155ZM158 160V159H157ZM163 160V159H162ZM199 160V158H198ZM227 160V158H226ZM230 160V159H229ZM234 160V159H233ZM38 161H40L39 163H42V166L40 164V168H37V164H38ZM74 161V160H73ZM197 161V160H196ZM195 161V163H196ZM210 160H206L205 164L207 162H209ZM213 161V160H212ZM232 161V160H231ZM5 166L7 165V163H10L9 162H6V161H3ZM13 162V161H11ZM211 162V161H210ZM214 162V161H213ZM151 163V162H150ZM153 163V162H152ZM151 163V164H152ZM160 163V162H159ZM166 163V161H165ZM231 163V162H230ZM241 163V162H240ZM2 165V162L0 163ZM3 164V166H4ZM11 164V163H10ZM107 164L109 163H106L104 164L103 166H107ZM116 164V163H115ZM118 164V163H117ZM117 164H116V167H117ZM121 164V163H120ZM197 164H198V161H197ZM208 165L212 164L211 163H207ZM206 164V165H207ZM215 164V163H214ZM251 164V163H250ZM0 165V166H1ZM13 165V163H12ZM39 165V164H38ZM114 165V164H113ZM152 165H155L154 163ZM204 165V164H203ZM216 165V164H215ZM236 165V164H235ZM258 165V164H257ZM256 165V166H257ZM261 166V168L259 169V172H258V169L255 171V175L252 179V183H249L250 184V187L249 186H246V188H256L255 186H260V184H264V179H262V177H264V175L260 176L258 174L260 173H264V160H262V163L259 164ZM96 167H98L97 164H95ZM129 166V165H128ZM166 166V165H165ZM184 166V165H183ZM186 166V165H185ZM190 166V165H189ZM191 166H193L191 164ZM213 166V164L211 165ZM225 166V165H224ZM250 166V165H249ZM114 167L111 165V168ZM127 167V166H126ZM153 167V166H152ZM200 167V166H198ZM218 167V165H217ZM236 167V166H235ZM244 167V166H243ZM79 168V169H78ZM148 168H150V166H148ZM156 168V166H155ZM194 168V166L192 167ZM207 168V166H206ZM227 168V167H225ZM4 169H6V167H4ZM154 169V168H153ZM196 169V168H194ZM202 169V168H201ZM200 169V170H201ZM212 169V168H211ZM229 169V168H228ZM237 169V168H236ZM205 170V169H204ZM215 170V169H214ZM220 170V169H219ZM8 171V170H7ZM10 171V170H9ZM13 171V170H12ZM45 172V179L42 178V175H41V172ZM129 171V170H128ZM149 171V170H148ZM190 171V170H189ZM134 172V171H133ZM156 172V170H155ZM167 172V171H166ZM169 172V171H168ZM195 172V171H194ZM199 172V171H198ZM215 172V171H214ZM2 173V172H1ZM0 173V174H1ZM5 173V172H4ZM7 173V172H6ZM10 173H13V172H10ZM148 173V172H147ZM205 173V172H204ZM209 173V172H207ZM248 173V171H247ZM43 174V173H42ZM146 174V173H145ZM151 174H152V171H151ZM150 174V175H151ZM168 174V173H166ZM177 174V173H176ZM190 174H192V172H190ZM197 174V173H195ZM202 174V173H201ZM5 175V174H4ZM148 175V174H147ZM146 175V176H147ZM148 175V176H150ZM155 175V174H154ZM170 175V174H169ZM256 175H258L256 177ZM125 176V178H124ZM127 176V177H128ZM199 176V175H198ZM5 176H3L4 178ZM166 177V176H165ZM2 178V177H0ZM184 178V177H183ZM195 178V177H194ZM226 178V177H225ZM233 178V177H231ZM131 179H134L131 178ZM147 179V178H146ZM169 179V178H168ZM196 179V178H195ZM215 179V178H214ZM2 179H0L1 181ZM44 180H46V183L47 184V187L45 186L44 187ZM149 180V179H148ZM152 180V179H151ZM149 180V181H151ZM161 180V179H160ZM171 180V179H170ZM3 181V180H2ZM57 182L58 181V184L56 185L54 182ZM157 181V180H155ZM165 181V180H164ZM199 181V180H198ZM206 181V180H205ZM204 181V182H205ZM223 181V180H222ZM228 181V179H227ZM115 182H120V183H129V185H125V187L123 186H118L115 185V186H111V184L115 183ZM135 182V181H133ZM143 182V181H142ZM191 182L192 184L195 182V180L192 178L191 179ZM1 183V182H0ZM3 183V182H2ZM1 183V184H2ZM172 183V182H171ZM228 183V182H227ZM0 184V186H1ZM4 184V183H3ZM7 184V183H6ZM86 184H89V185H86ZM107 184V185H106ZM117 184V183H116ZM209 184V183H208ZM221 184V182H220ZM225 184V182L223 183V185ZM229 184V183H228ZM5 185V184H4ZM98 185V186H97ZM114 185V184H113ZM201 185V184H199ZM212 185V184H211ZM222 185V184H221ZM149 187V186H148ZM169 187V186H168ZM262 187V186H260ZM264 187V186H263ZM5 188V186H4ZM245 188V187H244ZM242 188V189H244ZM247 188V189H248ZM0 189H2L0 187ZM258 189H261V188H258ZM217 190V189H216ZM215 190V191H216ZM235 190V189H234ZM5 191H8L7 188ZM4 191V192H5ZM13 191V189H12ZM210 191V190H209ZM257 191V190H256ZM260 191V190H259ZM254 192V190H253ZM2 193H3V189H2ZM6 192L4 194H7ZM14 193V192H13ZM255 193V192H254ZM3 194V195H4ZM170 194H172L173 196L172 197H178L179 200L181 199V201H179L178 203H174V204H171V203H164L162 202L161 204H158V203H155L156 200H165V199H168L170 198ZM240 194V193H239ZM244 194V192L242 193ZM257 194V193H256ZM256 194L250 196L249 199H251V201L255 200H259L258 197L260 196H256ZM15 195V196H14ZM5 196V195H4ZM15 197V199H14ZM262 197V195H261ZM262 199H264V196L263 198H261V201H263ZM189 200V201H188ZM185 201V202H184ZM264 205V204H263ZM237 208V207H236ZM241 208V207H240ZM259 208V207H258ZM230 209V208H229ZM234 213L236 215H234ZM237 218V217H240V218H243L242 216H245L246 219L248 220H251V222H256L260 219V221L258 222V224H256L257 227L253 226V228H249L251 227L253 224V222L251 223L252 225H247L246 224V229H249L248 231H250L251 229H253V233L250 232L251 237L249 236V233H248V236L246 235V231H244V228L242 230V227H237L238 225H235L236 228L238 230L235 229L234 226H230L231 227V230H233V233H234V229L235 231L238 233H246V234H243V238H242V234L239 235L241 236V241L239 243H237L234 239H235V236H233V240L230 239V235L233 234V233H229V240H226L225 238L223 240H225V242L223 243L221 240L220 242H222V246L218 243V238H217V234L219 233V235L221 234L220 230L221 228L219 227V225H221V222L220 221V217H222L223 215H225V217L227 215H232ZM222 215V216H221ZM264 215V214H263ZM232 217V218H234ZM248 217V218H247ZM255 217V220L254 221V218ZM228 218V217H227ZM223 219L224 222L227 221L226 219ZM231 218V219H232ZM234 218V219H235ZM229 219V218H228ZM245 219V218H244ZM245 219V220H246ZM237 220V219H236ZM235 220V221H236ZM264 220V219H263ZM4 221V222H3ZM234 221V220H233ZM241 220H239L240 222ZM244 221V220H243ZM221 222V223H219ZM231 224H234L235 222L232 223V221L230 220ZM237 222V221H236ZM245 223H247V220L244 221ZM264 222V221H263ZM196 223V224H194ZM228 223V222H226ZM238 223V222H237ZM225 224V223H223ZM239 224V223H238ZM228 225V224H227ZM227 225H223V227L227 226ZM222 226V225H221ZM240 226V225H239ZM249 226V227H247ZM224 227V228H225ZM232 227H234V229H232ZM229 228V227H228ZM227 228V229H228ZM241 228V231H239ZM226 229V228H225ZM226 229V230H227ZM245 229V230H246ZM191 231V232H190ZM224 231V229H223ZM228 231L230 232V229L227 230V232H224L228 234ZM187 232H190L193 233V240L189 239V234ZM224 234H222L224 236ZM227 234L225 236H227ZM234 235V234H233ZM237 235V234H236ZM232 236V235H231ZM246 236V237H245ZM219 237V236H218ZM222 237V236H221ZM238 237V236H237ZM236 237V238H237ZM217 238V240H215ZM220 238V237H219ZM223 238V237H222ZM247 238V239H246ZM260 239V240H259ZM238 240V239H237ZM249 240V241H247ZM239 241V240H238ZM261 245V244H260ZM220 246V247H219ZM247 248V249H245ZM231 249H229L231 252ZM209 250V251H210ZM248 250V251H249ZM219 251V250H218ZM236 252V251H235ZM239 252V251H238ZM232 253V252H231ZM234 253V252H233ZM129 254H139L138 256H127ZM85 255V256H84ZM94 255V256H93ZM96 255V256H95ZM147 255V256H146ZM237 257H239L238 255H236ZM167 257V256H166ZM168 258V257H167ZM234 259V257H233ZM239 259V258H238ZM235 258V260H238ZM168 261V260H167ZM236 264V262H234ZM158 264V263H157Z\"/></svg>",
    "mask_w": 264,
    "mask_h": 264
}]
</instances>
